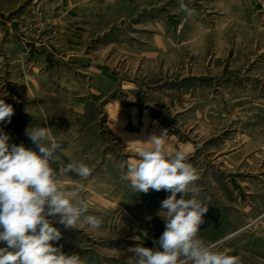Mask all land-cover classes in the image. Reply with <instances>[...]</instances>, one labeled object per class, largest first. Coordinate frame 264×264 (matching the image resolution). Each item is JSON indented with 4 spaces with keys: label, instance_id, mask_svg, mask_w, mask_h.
Returning a JSON list of instances; mask_svg holds the SVG:
<instances>
[{
    "label": "rangeland",
    "instance_id": "rangeland-1",
    "mask_svg": "<svg viewBox=\"0 0 264 264\" xmlns=\"http://www.w3.org/2000/svg\"><path fill=\"white\" fill-rule=\"evenodd\" d=\"M184 3L194 14L178 0H0V99L32 117L0 129L39 153L25 130L45 124L43 111L63 145L55 155L92 169L61 181L86 186V214L102 226L53 222L54 246L83 264H134L130 248L158 247L170 193L134 192L119 165L146 146L129 141L165 130L200 176V238L264 264V0Z\"/></svg>",
    "mask_w": 264,
    "mask_h": 264
},
{
    "label": "clouds",
    "instance_id": "clouds-1",
    "mask_svg": "<svg viewBox=\"0 0 264 264\" xmlns=\"http://www.w3.org/2000/svg\"><path fill=\"white\" fill-rule=\"evenodd\" d=\"M178 2L182 11L194 14L184 0ZM13 115V106L0 99V123H10ZM166 133L167 130L153 134L147 141H129L128 144L141 142L146 146L140 148L138 159L119 165L120 180L134 192L170 193L158 213L165 222L162 235L154 240L158 247L137 244L130 248L134 264H241L239 255L214 250L200 238L209 207L199 199L200 176L188 162L186 148L169 151ZM25 134L39 153L23 144H10L9 134L0 129V243L7 245L0 247V264H83L77 253L69 255L62 246H54L62 234L53 222L75 229L80 223L91 229L102 226V219L86 214L89 205L79 195L86 186L76 183L72 191H67L61 181L69 173L86 180L92 169L84 163L65 164L57 157L55 153L63 145L52 137L51 128L31 126ZM53 163L58 164V171Z\"/></svg>",
    "mask_w": 264,
    "mask_h": 264
},
{
    "label": "crops",
    "instance_id": "crops-1",
    "mask_svg": "<svg viewBox=\"0 0 264 264\" xmlns=\"http://www.w3.org/2000/svg\"><path fill=\"white\" fill-rule=\"evenodd\" d=\"M28 113L30 114L31 111H28L27 113L26 112L23 113V111L21 112L20 110L16 111V112L14 111V116H15V118H17L19 120V123L22 124V126L26 127V124L32 118ZM34 113H35V116H37V119H41V120H43V122H45V124H40L37 127H46L49 125L48 114H46L45 112L40 111V110H39V112H34ZM32 116H34V115H32Z\"/></svg>",
    "mask_w": 264,
    "mask_h": 264
},
{
    "label": "bare ground",
    "instance_id": "bare-ground-1",
    "mask_svg": "<svg viewBox=\"0 0 264 264\" xmlns=\"http://www.w3.org/2000/svg\"><path fill=\"white\" fill-rule=\"evenodd\" d=\"M231 235H233V233H231L230 235H228V236H226V237H229V236H231Z\"/></svg>",
    "mask_w": 264,
    "mask_h": 264
}]
</instances>
